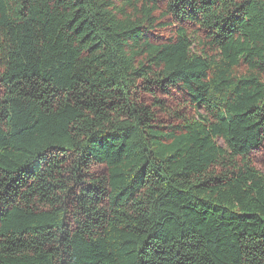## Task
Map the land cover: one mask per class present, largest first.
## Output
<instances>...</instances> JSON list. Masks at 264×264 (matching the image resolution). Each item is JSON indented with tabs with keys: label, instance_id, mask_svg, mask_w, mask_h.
Masks as SVG:
<instances>
[{
	"label": "trees",
	"instance_id": "trees-1",
	"mask_svg": "<svg viewBox=\"0 0 264 264\" xmlns=\"http://www.w3.org/2000/svg\"><path fill=\"white\" fill-rule=\"evenodd\" d=\"M0 264H264V0H0Z\"/></svg>",
	"mask_w": 264,
	"mask_h": 264
}]
</instances>
